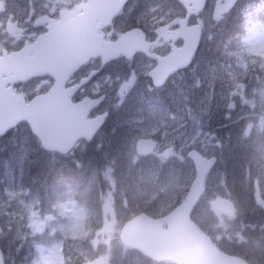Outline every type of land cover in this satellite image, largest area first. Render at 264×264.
<instances>
[{"label": "rangeland", "instance_id": "obj_1", "mask_svg": "<svg viewBox=\"0 0 264 264\" xmlns=\"http://www.w3.org/2000/svg\"><path fill=\"white\" fill-rule=\"evenodd\" d=\"M212 1L209 0L205 11L193 20L202 23L205 28L208 26L209 31L212 29L210 26L225 20L221 19L216 23L211 20ZM16 2L21 3V1ZM161 3L166 9L171 7L172 13L177 10L173 0H162ZM45 5L46 0H32L29 5L13 3L10 15H19L21 21H26L30 18L32 9L35 10L34 16H38V13L42 12L40 7ZM178 12H181L179 5ZM9 19L8 16L3 20ZM248 30L251 32L242 38L245 56L251 59L255 56L264 58V31L262 29L256 31L252 27ZM244 62L235 75L229 73L224 74L223 77L214 75L213 72L209 75L203 73L204 75L197 77L187 70L183 72L186 73L185 75H182L183 73L174 75L170 85L168 83L164 89L157 91L143 76L150 66L149 62L131 63L129 65L134 71L126 72L122 71V65L116 66L114 73H104L93 82L94 90L98 89L99 93L108 92L104 107L107 113V128H113L115 120L121 121L124 118L127 120V131L121 144L125 153H122L124 158L130 159L131 163L139 160L134 151V143L139 138H153L160 141L157 151L148 157L150 163L154 164L151 165L149 181L142 182L140 178L133 176V181L129 185L121 182L118 192L120 203L116 201L115 177L109 167L102 166V169H97L89 165L87 181L83 184L87 187L96 183L98 186L96 206L91 205L89 208L86 204L75 200L69 190L64 189L65 187L59 189L53 187L51 202L40 208L37 192L28 189L19 174L20 170L23 172L22 163L28 158L27 150L33 152L37 146L41 148L40 143L30 132L27 124L11 130V135L5 137L8 142L3 139V143L8 147L10 145L8 153L14 165L7 162V175L0 189V249L6 253L8 264H64L65 256H69L67 264H79L102 254L107 257V251L115 243L126 249L114 237L121 225L117 215L123 213L121 219L124 220L148 208L150 215L162 216L171 209L174 202L183 200L193 178V167L190 173L183 175L167 169L165 172L160 171L161 179L158 181L159 173L153 168L157 162L170 164V168L174 166L172 162H187L185 154L192 148L198 149L205 156L216 155L218 153L216 150L218 151L220 147V142L214 137L217 127L214 126V129L208 125L206 118L209 115L204 113L209 112L212 107L220 108L222 105L231 109L237 101L240 105L246 106L245 110H241L236 117L240 119L245 111L254 110L258 103L263 104L264 82L259 76L264 77V73H249L247 80L251 74L254 78L246 84L243 80L246 68ZM255 63L261 64L254 61L252 65ZM210 75L213 79H221L218 85H211L212 78L207 81ZM197 78L202 81L201 87L195 86ZM43 84L44 80L35 84V92ZM162 91L164 96L171 92L174 98L165 99L166 102L161 103L160 99L164 97L161 95ZM151 97L156 98L151 100ZM148 101H158V103L153 105L144 103ZM122 104L128 109L121 115L122 119L121 116L116 118L110 116ZM136 104H144V110L136 111L134 109ZM223 115L226 120H234L229 112H224ZM257 121L258 128H264V118H259ZM103 141H112L104 135V131L94 138L95 143L103 144ZM258 146L257 151H259ZM221 163L223 166L224 161ZM217 168L212 171L210 180L218 174ZM144 172L146 170L140 174ZM160 189L162 192L158 191ZM148 191L152 192L151 197L145 196ZM214 197L213 194L206 193L198 214L205 220V225L212 226L215 232L216 229L220 230L219 233L216 232L217 239L225 236L226 240L232 238H236L239 242L247 240L243 233L239 232L240 230L233 232L227 224L219 228L215 227L222 221L229 220L233 215L211 211L214 216L210 217L211 212L207 210ZM205 215L206 218L209 217L208 220L205 219ZM2 225L12 230L10 236L4 233ZM262 240L264 237L263 239L258 237L254 243L259 246ZM64 251L67 255H64Z\"/></svg>", "mask_w": 264, "mask_h": 264}, {"label": "trees", "instance_id": "obj_2", "mask_svg": "<svg viewBox=\"0 0 264 264\" xmlns=\"http://www.w3.org/2000/svg\"><path fill=\"white\" fill-rule=\"evenodd\" d=\"M226 18L224 21L212 25L210 31L202 33L197 53L193 57L191 64L187 69L179 73L190 70L189 72H192L197 77L203 73L209 75L211 72L214 75H220V77L229 73L235 75L244 61L246 68L244 69L243 80L246 84L254 78V75L251 74V77L247 80L249 73H264V58L255 56L254 59H251V57L245 56V46L242 43V38L251 32V30H248L249 27L256 31L264 29V0H240ZM209 36L212 39H209ZM254 61L261 62V64L256 65L255 63V65H252ZM251 70L253 71L250 72ZM185 74L183 73L182 75ZM211 78V85L214 86L218 85L221 80L213 79V76L210 75L207 81ZM259 78H262V76H259ZM168 83L170 85L171 81L167 82L162 89ZM161 95L162 97L164 96L163 91ZM155 98L151 97L153 100ZM168 98L172 100L174 95L169 92L168 95L160 99L161 103L166 102L165 99ZM245 108V105L242 106L235 101L231 109L222 105L220 108L212 107L209 110L210 114L206 119L209 122L208 125L213 128L214 126L217 127V130L214 128V137L216 141L220 142V147L218 151L216 150L218 152L216 154L218 157L216 166L218 167L216 169L218 174L213 176L211 180V175L206 178L205 189L208 195L226 197L232 202L234 199H238L239 204L237 206L242 207L243 214L239 215L235 220H227V226L233 232L240 230L239 232L243 233L247 240L240 242L236 238L226 240L225 236L217 239L215 235L220 230L215 228V232V230H212V226L205 225V220L198 215L201 210L200 205L196 206L192 218L211 237L218 248L228 254L237 255L247 260L250 256L249 247L255 244L256 238L263 239L264 237V227H262L264 226V175L258 170V166L253 167L248 164L249 149L253 146L257 147L260 145L261 139H264L260 135L261 130H264V128H258L257 126V120L264 118V102L262 105L258 103L254 110L245 111L247 113L244 112L242 118L236 119L239 112L245 110ZM134 109L136 111L144 110V104H136ZM124 111H128V109H125L122 104L110 116L116 118L121 116ZM224 112H229L234 117V120H226L225 115H223ZM245 123H249L253 129L252 139L246 140L243 138ZM114 125L113 128H107V125H105L96 135L98 136L104 131V135L112 139L111 142L103 141V144H101L95 143L93 139L89 143L75 146L65 156L45 152L39 146L33 152L26 149L28 158L22 163L23 172L20 170L19 174H21L24 185L28 189L31 188L34 192H37L40 208L51 202L53 187L56 189L65 187L64 189H68L75 200L86 204L89 208L91 205L96 206L98 204V186L96 183L87 187L83 184L84 181H87V166L89 165H93L97 169H102V166L109 167L115 177V195L118 203H120L118 192L121 182L129 185L133 181V176H137L141 181L150 179V171L146 169V166L154 164L149 163L146 158V160L141 159L136 163H131L130 159H126L122 155V153L125 154L121 144L127 131L126 118L121 121L115 120ZM10 133L11 131L0 138V189L2 188V181L7 175V162L10 165L12 164L8 153L10 145L8 147L3 143V139L6 140L5 137L9 136ZM260 146H258V150ZM185 159L187 162H172L174 166L171 168L170 164L163 163L162 171L165 172L167 169H171L180 175L190 173L192 164L186 156ZM221 161H224L223 166L222 163L220 164ZM144 170L146 172L140 174ZM160 179L159 176L157 180L159 181ZM180 200L174 202L170 208L179 203ZM142 208L143 206H141ZM142 211L150 213L148 208L142 209ZM206 215L205 219L208 220L209 217L206 218ZM232 215H236L235 208ZM118 216L122 218L123 213L118 214ZM209 216L212 217L214 214L211 212ZM2 229L7 236L12 234V230L6 229L4 225H2ZM35 239L37 238L35 237ZM107 258L108 264H156L143 257L137 251L124 249L116 243L107 251ZM161 264L173 263L165 262Z\"/></svg>", "mask_w": 264, "mask_h": 264}, {"label": "water", "instance_id": "obj_3", "mask_svg": "<svg viewBox=\"0 0 264 264\" xmlns=\"http://www.w3.org/2000/svg\"><path fill=\"white\" fill-rule=\"evenodd\" d=\"M126 0H100L98 17L100 20L112 17ZM182 4L185 15L175 22L177 28L167 34L171 24L157 30L158 37L171 41L167 55L157 58L155 67L148 72L154 87H161L167 78L176 71L184 69L190 63L199 44L201 30L198 24L189 25L190 17L197 16L204 8L205 0H177ZM237 0H215L212 19L227 13ZM103 17V19H102ZM56 25H59L58 23ZM52 27H49V32ZM48 32V34H49ZM53 34V31L50 32ZM78 26L73 25L74 45L63 47L62 29L56 30L55 39H48L46 34L37 39L36 56L27 66L32 68L30 75H50L54 83L50 90L35 96L28 103L13 94L0 92V136L18 123L25 121L31 133L35 135L47 152L66 155L79 140L89 141L104 121L102 115L86 119L88 112L96 107L99 99L84 98L78 103H71L69 97L75 88L64 89L69 74L81 63L79 42L75 35ZM68 37V36H67ZM40 40V41H39ZM180 40V46L174 45ZM45 45H44V44ZM40 46H42L40 48ZM86 47V46H85ZM64 49V50H63ZM136 51L146 52L143 38L137 30H131L114 42L105 44L104 61L124 54L127 58ZM90 52V51H89ZM99 53H103L99 48ZM82 54H86L83 52ZM0 91L5 82H0ZM11 96V97H10ZM156 147L154 140L140 138L135 142V152L139 156L151 154ZM186 157L191 161L194 177L189 185L184 200L160 218H152L140 213L129 219L120 229L118 238L121 244L133 248L155 262L170 261L173 264H245L246 261L219 250L210 237L192 221L190 214L204 192L206 175L214 167L217 158L206 157L197 149H189ZM215 157V160L212 158ZM211 209L217 213H232L233 203L226 197H214ZM166 225V229H163ZM0 260L3 256L0 251ZM80 264H104L103 258H95Z\"/></svg>", "mask_w": 264, "mask_h": 264}, {"label": "flooded vegetation", "instance_id": "obj_4", "mask_svg": "<svg viewBox=\"0 0 264 264\" xmlns=\"http://www.w3.org/2000/svg\"><path fill=\"white\" fill-rule=\"evenodd\" d=\"M16 1H21V3ZM31 1L0 0V82H5L2 89L15 97L27 102L35 95L45 93L50 89L53 79L49 75L32 76L26 66L34 61L36 39L47 34L48 27L54 23H61L64 32L67 31L68 34H73L74 24L78 26L75 39L77 43L79 42V46H82L79 53L82 63L69 74L65 82V88L76 87L79 84L70 96V101L77 103L84 98L96 99L103 95L102 102L95 109L89 111L88 118L102 114L106 124L107 113L104 107L108 92L99 93L98 89H93L92 84L104 73H114L116 66L122 65V71L126 72L128 70L134 71V68L131 69L129 65L131 63L141 61L145 64V62H149L150 66L145 70L143 76L156 91L161 90L174 77L175 73L167 78L162 87L152 85L148 72L155 67L157 58L168 54L172 42L164 41L162 37H158L157 30L164 26L149 30L144 28L142 23L137 22L138 13L156 5L163 6L162 0H126L112 17L107 16L104 20H100L97 13L100 0H46V5L40 7L42 12L38 13V16H34L35 10L33 9L30 18L26 21H21L19 15H10L13 3L29 5ZM173 1L177 10L172 13L171 20L175 23L179 18L184 17L185 11L177 0ZM178 5L181 12H178ZM8 16L10 19L4 21V17ZM176 28V25L173 27L171 24L166 30L167 34ZM131 30H137V33L142 36L146 52L136 51L129 58L124 54H119L115 58L104 61L103 49L105 44L114 42L120 35ZM70 37L65 39L66 42L64 41L63 44L65 47L74 45ZM73 37L72 35L71 38ZM179 43L181 44L180 40H176L174 45L180 46ZM99 48L103 53L98 52ZM83 52H86V54H82ZM41 80H44V84L35 92V84H38ZM144 103L153 105L158 101ZM23 124L20 123L17 127ZM155 141L159 146L160 141ZM0 250L4 256V264H8L9 260L6 253L2 249Z\"/></svg>", "mask_w": 264, "mask_h": 264}, {"label": "clouds", "instance_id": "obj_5", "mask_svg": "<svg viewBox=\"0 0 264 264\" xmlns=\"http://www.w3.org/2000/svg\"><path fill=\"white\" fill-rule=\"evenodd\" d=\"M182 3V0H181ZM172 16V8H164L161 5H156L155 7H149L144 11H141L138 13L137 16V22L142 23L143 27L146 29H153L154 27H161L166 26L169 23L172 24L173 27H175L174 21L171 20ZM209 39H212L211 36H209ZM262 82H264V77H262ZM211 83V82H210ZM196 87L202 86V81L197 78L196 80ZM209 112H205L204 115H209ZM252 132L253 129L249 123H245L243 138L244 139H252ZM261 137H264V130H261L260 132ZM260 148L259 151H257V148L255 146L251 147L248 151V164H250L253 167L258 166V170L261 172L262 175H264V139H261L260 141ZM215 160V157L212 158ZM162 192V189L158 190ZM146 197H151L152 192L148 191L145 193ZM177 196H179V193H177ZM155 203V201H153ZM239 204L238 199L233 200V206L236 209V215L229 218L231 220H235L239 215L243 214L242 207H238ZM209 211H212V209L208 208ZM227 224V220L222 221L220 224L216 225L215 227L219 228L223 225ZM264 227V226H262ZM250 256L246 260L245 264H264V240L261 241L259 246H256L255 244L251 245L249 247ZM0 264H3V261L0 260Z\"/></svg>", "mask_w": 264, "mask_h": 264}]
</instances>
